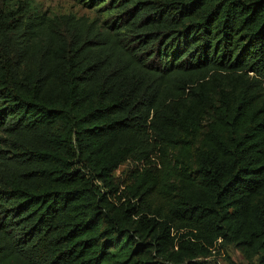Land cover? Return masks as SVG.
I'll return each mask as SVG.
<instances>
[{"label":"trees","instance_id":"16d2710c","mask_svg":"<svg viewBox=\"0 0 264 264\" xmlns=\"http://www.w3.org/2000/svg\"><path fill=\"white\" fill-rule=\"evenodd\" d=\"M79 3H0V264H264V0Z\"/></svg>","mask_w":264,"mask_h":264},{"label":"rangeland","instance_id":"374dc122","mask_svg":"<svg viewBox=\"0 0 264 264\" xmlns=\"http://www.w3.org/2000/svg\"><path fill=\"white\" fill-rule=\"evenodd\" d=\"M38 5L43 9V11H48L51 14H64L69 12H75L79 15H89L93 17V12L83 7L79 0H35ZM3 0H0V3ZM131 164H127L121 167L114 173L117 180H123L124 174L131 167ZM209 264H258V260L254 259L248 262L244 256L239 252V250L231 245L222 247L219 245L216 249L212 251L211 257L207 260Z\"/></svg>","mask_w":264,"mask_h":264}]
</instances>
